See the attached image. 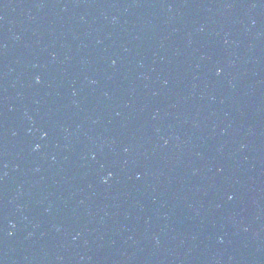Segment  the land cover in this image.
Instances as JSON below:
<instances>
[{
	"label": "water",
	"instance_id": "1",
	"mask_svg": "<svg viewBox=\"0 0 264 264\" xmlns=\"http://www.w3.org/2000/svg\"><path fill=\"white\" fill-rule=\"evenodd\" d=\"M0 264H264V0H0Z\"/></svg>",
	"mask_w": 264,
	"mask_h": 264
}]
</instances>
